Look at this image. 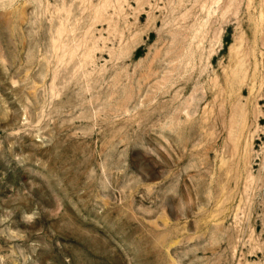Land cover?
<instances>
[{
  "label": "rangeland",
  "instance_id": "obj_1",
  "mask_svg": "<svg viewBox=\"0 0 264 264\" xmlns=\"http://www.w3.org/2000/svg\"><path fill=\"white\" fill-rule=\"evenodd\" d=\"M0 264H264V0H0Z\"/></svg>",
  "mask_w": 264,
  "mask_h": 264
},
{
  "label": "clouds",
  "instance_id": "obj_2",
  "mask_svg": "<svg viewBox=\"0 0 264 264\" xmlns=\"http://www.w3.org/2000/svg\"><path fill=\"white\" fill-rule=\"evenodd\" d=\"M28 219H32V217H31V216H29V217H28Z\"/></svg>",
  "mask_w": 264,
  "mask_h": 264
}]
</instances>
